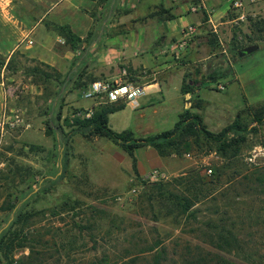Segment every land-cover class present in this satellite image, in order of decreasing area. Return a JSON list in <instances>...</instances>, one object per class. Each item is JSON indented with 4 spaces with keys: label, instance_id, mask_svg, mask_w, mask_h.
I'll return each instance as SVG.
<instances>
[{
    "label": "rangeland",
    "instance_id": "374dc122",
    "mask_svg": "<svg viewBox=\"0 0 264 264\" xmlns=\"http://www.w3.org/2000/svg\"><path fill=\"white\" fill-rule=\"evenodd\" d=\"M19 4L0 0L1 51L10 50L2 47L4 26ZM250 45L258 48L238 56V47ZM186 51L163 74L179 73L192 88L179 96L176 77L165 79V98L197 113L214 134L236 120L248 127L242 142L229 137L237 141L225 154L201 135H186L169 154L137 148L133 162L106 137L72 132L76 119L110 104L82 96L88 75L69 81L68 74L59 83L31 76L38 63L20 50L6 69L0 66V234L17 210L28 214L13 226L0 264L8 258L12 264H220L225 258L264 264V121H255L264 114V62L249 60L264 56V0H243L241 8L229 2L212 13ZM126 75L128 82L135 77ZM146 98L143 110L126 106L110 116L114 128L108 126L135 137L172 128L173 112L163 117L152 110L162 97L152 95L155 106ZM51 117L70 133L67 151L62 135L47 126ZM184 197L193 205L182 212Z\"/></svg>",
    "mask_w": 264,
    "mask_h": 264
},
{
    "label": "crops",
    "instance_id": "0c3cea01",
    "mask_svg": "<svg viewBox=\"0 0 264 264\" xmlns=\"http://www.w3.org/2000/svg\"><path fill=\"white\" fill-rule=\"evenodd\" d=\"M20 1L17 10L11 13L10 22L4 26L6 34L3 44L6 46L2 47L10 50H0V54L4 50L3 69L15 57L16 51L20 50L25 54L20 55L22 58L27 56L32 63L48 65L58 71L62 78L70 76L81 64L84 66V73L94 81H128L126 74H134L135 77L130 80L145 87L146 94L143 97H147L145 101H149L148 104L153 100V94L162 97L158 101L160 106L153 107V112L157 113L159 109L163 117L173 112L177 117L176 121L182 113V106L179 103L168 104L165 98L168 84L165 82L176 77L173 88L181 96L182 76L174 71L168 75L163 74L166 67L173 65L174 45L183 37V27L193 24L197 30L206 19L211 18L212 13L225 11L230 2L162 0L174 18L159 23L154 18H147V22L138 24L134 18L138 14L136 8L140 0ZM58 26H68L80 39L77 50H73L66 42ZM249 60L264 62V56L261 60L259 57L256 59V56ZM126 106L132 107L126 104L124 108L108 115V125L111 128L114 127L110 125V116L125 110ZM136 109L138 110L133 108ZM144 116V112L139 113V117Z\"/></svg>",
    "mask_w": 264,
    "mask_h": 264
},
{
    "label": "trees",
    "instance_id": "16d2710c",
    "mask_svg": "<svg viewBox=\"0 0 264 264\" xmlns=\"http://www.w3.org/2000/svg\"><path fill=\"white\" fill-rule=\"evenodd\" d=\"M136 10L138 14L134 18V21H136L138 24H141L143 21H146L147 18H154L158 23L164 20H169L174 18V15L170 12V9L166 8L163 5L162 0H140ZM58 30L64 36L66 42L70 44V47L73 50H77L80 39L70 31L68 26H58ZM242 47L244 46H240L238 48L242 49ZM12 61H13V57L5 65V67L7 68L8 64L9 63L11 64ZM4 64H5V58L0 54V66L2 67L4 66ZM41 66L51 68L50 66L44 63H38L37 65H34L33 67H31V69L28 70V74L36 77L39 76L43 78V80H47V79L49 80L50 78H53V80L56 83L60 82V80L62 79V75L58 71L51 68L53 71V75H52L48 71L44 70ZM83 68H84L83 64L79 65L77 69L71 74L69 81H74L75 79L82 80V77L86 75L83 72ZM86 81L87 82H85V84L82 85L84 88H87L88 84L94 80H92V78L88 76L86 77ZM80 85L78 87H80ZM191 88L192 85H189L188 83L187 84L183 83L181 86V92L182 93L189 92ZM125 105L126 103L122 101L110 102L109 105L102 106L99 109L95 110L92 116L88 118L76 119V121H74V124L72 125L73 127L72 132H78L85 136L98 135V136L106 137L112 140L113 142H115L116 144H118L123 151H125L128 155L131 156L134 162L135 159L133 158V155L137 148L142 146H151L156 148L158 152L162 155L169 154L167 149L174 148L175 144L178 143L181 140V138H183L186 135L187 136L201 135L207 140H210L218 144L219 150H222L223 153L225 154L226 153L225 151L228 148L234 146V143L237 141L235 139L229 138L230 136L240 137L238 142H242L244 140L243 135L249 131L248 127H246L241 122L236 120L232 124L223 128L220 132L214 134L205 128L204 124L201 121L200 116L197 113L190 112L188 109H186L180 114L178 120L174 123L172 128L147 136L135 137L131 130H122L120 132H117L108 126V115L112 112L124 108ZM260 114H258L255 117V121H257V123H261L264 121V114L263 115ZM47 126L48 128L54 130V132L58 133L59 135H62V145L64 146V150L67 151V144L70 137V133H63L61 126L55 125L53 123L52 117L49 118V122ZM175 150L178 152L177 149ZM66 151L63 154L66 155ZM236 152L237 151L234 150V152L231 153L230 157L233 158ZM66 160L67 158L65 156L63 159V165H65ZM61 177L62 174H60L58 178ZM216 179H218V175ZM243 179H246V176ZM182 202H180V204L178 203L182 208L181 209L182 212L188 210V208L193 205L192 201L187 197L182 198ZM25 204L26 203H24L23 206ZM14 205H15L14 203H11L7 205V207H3V209L4 208L12 209ZM23 214L24 213L22 211V208L17 210L15 215L16 217L9 223L8 227L1 232L0 250L3 247L7 248L9 246L11 241L8 240V237L10 234L14 233L13 226L17 225V222H19L22 219V217L27 218L28 214L26 215ZM24 218L22 220H26ZM22 227L20 228V233L22 231ZM216 227L220 229L219 237L224 238L227 236V235H222L221 231H223L224 228L220 226H216ZM227 234L231 235V233H227ZM224 242H226L225 238H224ZM8 259L9 260L7 264H12L14 260L12 258H8ZM195 261L196 263H193L194 261L191 259L189 264H199V259ZM220 264H238V263H235V261H232L230 259L226 260L225 258L222 261H220Z\"/></svg>",
    "mask_w": 264,
    "mask_h": 264
},
{
    "label": "built area",
    "instance_id": "2783aa9c",
    "mask_svg": "<svg viewBox=\"0 0 264 264\" xmlns=\"http://www.w3.org/2000/svg\"><path fill=\"white\" fill-rule=\"evenodd\" d=\"M230 4L235 8L243 6V0H230ZM195 10V8H192ZM196 31L193 24H188L181 30L183 37L174 45L175 57L183 56L187 50L190 38ZM223 88V86H219ZM146 94L145 87L128 81H109L106 79L95 80L88 84L87 88L82 92V96L91 99L96 96L103 97L107 102L122 101L131 105L133 108L141 107V98ZM208 174L212 173V169L207 170Z\"/></svg>",
    "mask_w": 264,
    "mask_h": 264
},
{
    "label": "water",
    "instance_id": "95a60500",
    "mask_svg": "<svg viewBox=\"0 0 264 264\" xmlns=\"http://www.w3.org/2000/svg\"><path fill=\"white\" fill-rule=\"evenodd\" d=\"M258 48V46L256 45H250V46H246L242 49L238 50V56L242 57L246 54H250L252 53L254 50H256ZM188 96V95H187Z\"/></svg>",
    "mask_w": 264,
    "mask_h": 264
}]
</instances>
